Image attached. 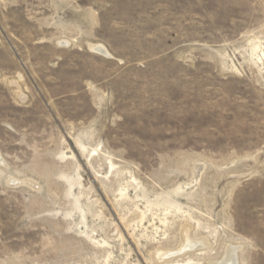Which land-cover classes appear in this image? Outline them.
Instances as JSON below:
<instances>
[{"label": "rangeland", "instance_id": "374dc122", "mask_svg": "<svg viewBox=\"0 0 264 264\" xmlns=\"http://www.w3.org/2000/svg\"><path fill=\"white\" fill-rule=\"evenodd\" d=\"M186 223L264 264V0H0V264H157Z\"/></svg>", "mask_w": 264, "mask_h": 264}, {"label": "bare ground", "instance_id": "6f19581e", "mask_svg": "<svg viewBox=\"0 0 264 264\" xmlns=\"http://www.w3.org/2000/svg\"><path fill=\"white\" fill-rule=\"evenodd\" d=\"M208 247L209 241L205 238H194L192 236V226L186 223L180 230L179 247L176 250L158 248L152 253V261H155L157 264H172L173 260L187 257L185 258L187 259L185 262L177 264H193L194 260L190 256L202 255V251ZM210 264H238L237 249L231 246V248L227 249L222 261L211 262Z\"/></svg>", "mask_w": 264, "mask_h": 264}]
</instances>
